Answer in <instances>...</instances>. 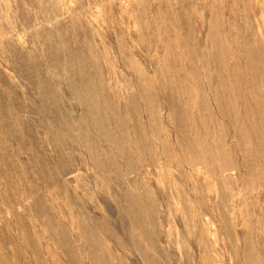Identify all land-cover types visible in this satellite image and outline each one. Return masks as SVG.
Listing matches in <instances>:
<instances>
[{
  "label": "rangeland",
  "instance_id": "rangeland-1",
  "mask_svg": "<svg viewBox=\"0 0 264 264\" xmlns=\"http://www.w3.org/2000/svg\"><path fill=\"white\" fill-rule=\"evenodd\" d=\"M263 150L264 0H0V264H264Z\"/></svg>",
  "mask_w": 264,
  "mask_h": 264
},
{
  "label": "bare ground",
  "instance_id": "bare-ground-1",
  "mask_svg": "<svg viewBox=\"0 0 264 264\" xmlns=\"http://www.w3.org/2000/svg\"><path fill=\"white\" fill-rule=\"evenodd\" d=\"M67 76V75H66ZM220 78V77H219ZM221 79V78H220ZM256 91V90H255ZM250 93V92H249ZM166 96V95H165ZM168 97H169V95H168ZM164 99V98H163ZM171 100H173V98L171 99ZM172 102V101H171ZM179 103V102H178ZM171 106H173V108H174V105L172 104ZM171 106H169L170 108H171ZM179 106H180V104L178 105V108H179ZM97 112V111H96ZM170 112H171V110H170ZM177 113V112H176ZM169 114V113H168ZM170 116H171V113H170ZM172 117H173V115H172ZM175 117V116H174ZM177 117V116H176ZM171 118V117H170ZM175 121H176V119H175ZM172 122H174V119H173V121ZM118 126V125H117ZM189 135V134H188ZM174 137V136H173ZM178 140V139H177ZM178 144V143H177ZM138 146V145H137ZM181 146V145H180ZM140 147V146H139ZM256 147V146H255ZM137 148V147H136ZM137 150V149H136ZM138 150H140V149H138ZM137 150V151H138ZM264 151V150H263ZM139 152H141V151H139ZM220 160V159H219ZM229 161H230V159H229ZM242 161V160H241ZM217 163V162H216ZM99 164V163H98ZM261 220V219H260ZM201 229V228H200Z\"/></svg>",
  "mask_w": 264,
  "mask_h": 264
}]
</instances>
